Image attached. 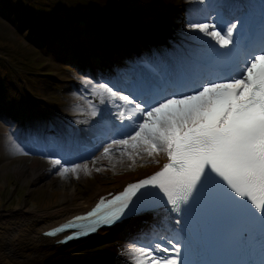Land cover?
I'll list each match as a JSON object with an SVG mask.
<instances>
[{"label": "snow or ice", "instance_id": "6c2138e0", "mask_svg": "<svg viewBox=\"0 0 264 264\" xmlns=\"http://www.w3.org/2000/svg\"><path fill=\"white\" fill-rule=\"evenodd\" d=\"M189 4L199 7L178 41L124 71L82 74L90 119L73 135L98 140L89 157L42 153L61 177L117 152L164 162L45 235L67 233L66 243L141 219L122 264H264V0ZM5 140L12 155L30 154L24 130L10 126Z\"/></svg>", "mask_w": 264, "mask_h": 264}, {"label": "rangeland", "instance_id": "374dc122", "mask_svg": "<svg viewBox=\"0 0 264 264\" xmlns=\"http://www.w3.org/2000/svg\"><path fill=\"white\" fill-rule=\"evenodd\" d=\"M57 1H59L60 6H70L67 0ZM24 2L30 5L31 8H28V10H33L32 15L35 17L34 20L38 25L51 27V35L60 33L59 41L65 48L79 49V47H84L81 39L77 35L66 33L63 30L64 23H62V26L56 25L57 22L53 14H59V11H62L60 8L53 7L49 0H24ZM105 3L106 0H97L96 3L88 4L87 2V5L90 8L98 7L99 13H106L109 9L101 7ZM11 4L12 0H0V264H45L51 257L46 260H41L43 256L42 252L29 256L27 252H24L20 248L17 242L15 244L19 246V249H16V255L14 256L10 252L9 242L13 234H19L18 231L23 232L19 234V237H16V240L21 241L19 239L21 237L23 239L22 241L26 242V239H29L32 233L36 232L30 226L25 227V223L22 221L25 219L26 213L23 214L22 210H19V207L23 205L21 208L23 210L32 208L38 216L60 213L66 207H77L76 204L78 203L72 204L67 201V198L73 191L77 193L76 195L78 197L87 198L97 186V181L92 180L85 188L79 185V181L75 183L70 178L65 183L62 179H58L60 177L59 175H55L51 180L46 182L42 180L36 182L32 180L31 174L33 169H37L41 165L39 160H19V157L23 155H18L17 160H7L2 154L1 149L4 148L2 145L6 141L4 137L6 129L10 128V126L12 128L17 122L16 118L11 117L10 107L7 105V102H9L7 93H9L10 87H15L10 86L11 78L5 72L7 65L13 67L14 64L25 70L41 72L43 70L39 68L40 64H33L32 61L37 59L39 62H52L54 61L55 55L58 61L64 62L67 58L65 55H60L57 48L48 50L45 45L38 44V40H34V35L32 34L23 37L15 26H13L12 21H15L16 17H20L25 12L24 7H18L16 8L17 11H13ZM83 7L87 8L86 5ZM16 51L27 57L15 58ZM9 56L14 57L13 63L9 60ZM67 63L72 62L68 59ZM67 63H58L56 68H54L57 72L53 76L59 79L61 78V73L67 75L71 69ZM33 88L36 89L37 87ZM66 89L67 87H58L56 90H51L49 87H42L39 94L36 93V95L38 96V100L45 99L44 96L47 97V101L53 102L59 100L61 101L59 106H62L64 104L63 100L69 98L66 92L69 90ZM10 95L17 98L23 96L32 98L27 88L14 90ZM26 123H30V120L27 119ZM5 148H8V146H5ZM12 156V153H9L7 157ZM22 161L29 165V171L27 173L16 174L14 169ZM112 180L114 179L112 178ZM74 187L75 189L71 190ZM36 230L38 231V228ZM100 247L91 248L94 251ZM88 249L85 248L84 250L77 251L71 254L70 257L81 255L82 258L85 254L92 253V250ZM106 251L107 253H112L111 248H108ZM53 254L54 252H52ZM89 258L92 259L91 256ZM1 259H4V261ZM55 261H57V258H55ZM54 262L51 264H54Z\"/></svg>", "mask_w": 264, "mask_h": 264}, {"label": "bare ground", "instance_id": "6f19581e", "mask_svg": "<svg viewBox=\"0 0 264 264\" xmlns=\"http://www.w3.org/2000/svg\"><path fill=\"white\" fill-rule=\"evenodd\" d=\"M32 12H33V10H30L26 14H33ZM149 25L151 27H153L154 22H150ZM46 29H51V27L47 26ZM83 29H85V27H83ZM149 31L153 32V29L150 28ZM47 34L48 33H45V35H43V36H37L36 39L38 40V44L45 45L47 39L50 38L49 36H51V32H50V34H48V36H47ZM106 34H107V32H106ZM34 40H35V38H34ZM49 48L51 50H53L52 46L49 47ZM98 62H102L101 58H92L91 61H88L86 63V66H95L97 68V63ZM107 62L108 61L104 60V62H103L104 65ZM88 72H92V71L88 70ZM81 73H79L78 75L82 76ZM42 81H44L43 78H42ZM42 125L49 126V123L44 122V123H42ZM37 137L39 138V135H37ZM25 144L29 147L30 150L32 149V145L30 143L25 142ZM91 150H92V148H89V151H91ZM25 168H26L25 169L26 171H29V167L28 166H25ZM155 168H156V166H153V165H151L150 168L147 166V167H145L143 169L135 171L134 173H126L124 176H120V177L116 178L111 183L106 182L104 185L99 184V185H97L94 188V190L92 191L90 196L87 199H84V200H83V198L78 197L75 192H72L71 195H69V197L67 198V201L70 202V203L74 202V204L78 203V204H76L77 208H75V207H72V208L71 207H66L63 210H61L60 213L58 212V213L44 214V215H41V216H37V215L34 214V212H32V210L27 209L25 213L26 214L33 213L32 216H29V217H34L35 220L30 221L29 219H24L22 222L25 223V227L30 226L36 232H33L32 235L29 237L28 241H26L23 245L21 244L20 240H16V237L17 236L19 237L20 236L19 234L23 233V232L18 231L19 234H17V233L13 234L11 236V239H10V242H9L10 243V252H11V254H14V256H15L16 255V249H19V246H20V248H22V250H24V252H27L29 256L33 255L35 253L42 252L43 256H42L41 260L48 259L46 257V254L49 253V252L51 254L52 251H55L57 248H59L58 245L57 246L53 245V242L55 240H57L58 238H56V239L44 238L41 235V233L43 231H45L46 229H48V228H50V227L62 222L63 220H65L66 218H68L71 215H74L76 213H80V212L85 211L86 209H88L92 205V203L95 201V199L98 196L103 195V194L107 193L108 191L119 189L126 182L125 180H128V179H125V178L133 177V176L136 177L138 174L140 176H143V175L147 174L146 171L148 169H149V172H151ZM45 171L46 170L43 171V169L39 168L36 171H32L31 175L34 178V180L39 181L45 175H47L48 171H46V172ZM81 172H83V170ZM102 172L104 174L107 173L104 170H102ZM83 178H84V176H83ZM87 183H90L88 179L87 180H83L81 178V184L83 186L87 185ZM72 200H74V201H72ZM37 228H38V231L36 230ZM118 236H120V237L117 238V239H119L121 242L125 243V239L123 238L124 234L123 235H118ZM118 236L114 235V237H118ZM16 242L18 243L19 246L18 245L16 246V244H15ZM24 246H25V249H24ZM70 247L71 246H69V248ZM61 250H62V252H64L66 250V248H63ZM53 259H54V257L51 256V261L50 262H52ZM1 260L4 261V259H1ZM47 262L48 261H46L45 263H47Z\"/></svg>", "mask_w": 264, "mask_h": 264}]
</instances>
